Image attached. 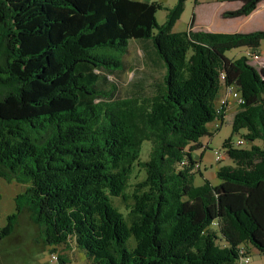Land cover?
<instances>
[{"label": "trees", "instance_id": "obj_1", "mask_svg": "<svg viewBox=\"0 0 264 264\" xmlns=\"http://www.w3.org/2000/svg\"><path fill=\"white\" fill-rule=\"evenodd\" d=\"M185 1L159 24L162 6L152 0H0V178L27 186L0 241L25 215L37 245H73L83 264H237L240 245L264 257V66L225 56L259 50L264 30H193V15L174 32ZM221 1L239 2L222 13L238 18L264 0ZM129 42L153 56V74L120 98L108 78L134 71ZM223 84L242 99L231 135L244 131L250 146L224 140L231 164L212 184L192 152L213 136L208 124L224 120L225 107L214 105ZM135 167L144 178L124 215L112 198L126 200Z\"/></svg>", "mask_w": 264, "mask_h": 264}, {"label": "rangeland", "instance_id": "obj_2", "mask_svg": "<svg viewBox=\"0 0 264 264\" xmlns=\"http://www.w3.org/2000/svg\"><path fill=\"white\" fill-rule=\"evenodd\" d=\"M137 1H148V0H137ZM161 4L162 8L157 11L156 19L159 24H163L166 20L167 9H170L175 4L176 0H152ZM240 6L239 2H228L221 0H186L184 11L180 18L177 20L173 27L174 32L184 31L188 28L191 18L194 15V23L192 26L193 30H203L208 32H251L264 30V1L259 3L256 9L248 16L238 17V18H223L222 13L225 11H233ZM129 51L125 56V60L128 63L129 68L133 69L126 70L123 72H116L111 74L108 79L116 83L119 87L118 97L123 98L126 96H134L132 93L134 91L133 84L138 80H142L148 83V79H143L146 76L152 75L153 70L151 68L150 58L153 56L148 53V50L139 51L138 45L134 42H129ZM247 52L256 53L260 56L261 65L249 62L250 65L255 67L257 70L264 66V41L261 43L259 50L251 51L249 49H232L225 53V56L229 59H236L240 56H244ZM155 56V55H154ZM160 65L162 63L160 62ZM162 67L155 68V76L160 77L162 73ZM144 70V73L142 71ZM165 67L163 66V72ZM219 91L223 95L224 90L221 87ZM144 92L148 91L145 87ZM144 95V94H143ZM218 98L217 101H220ZM236 101L232 98L227 100ZM219 102L217 103V108H219ZM225 106V118L220 125V122L214 121L208 124V129L212 132V138L210 139L207 153L211 155V159L206 158L204 160L203 167L199 162V169L206 171L205 175L209 178L213 184H218V180L215 177L214 172L218 167L222 165H229L230 160L225 155V150L222 149V143L227 138L231 137V140L235 141L240 136L244 134V131L240 134L231 135V122L232 117L237 110L236 107L232 105L227 108ZM227 110V111H226ZM218 129V131H216ZM204 139V138H203ZM207 141L204 139V142ZM259 143L260 142H256ZM250 144H246L241 148H247ZM150 149V142L145 141L141 147L140 159L146 160L148 157ZM206 149V148H204ZM219 150L223 156L220 163H216L213 159L214 151ZM197 151V150H196ZM195 151L192 152V154ZM144 178V172L138 168H134L131 178L129 180V186L125 190L126 200L122 198H112V205L116 207L124 215L127 214V208L131 205V191L132 185L141 181ZM202 178L196 174L194 177V185L198 186L202 184ZM27 186L23 184H18L15 182H7L0 178V230L6 225L7 216L11 215L15 211L14 197L25 190ZM17 234L15 233L11 238L6 241H0V264H52L50 261V255L56 254L60 257L73 256L74 261H70L71 264H81L79 260L85 258L83 253L75 248L73 245L61 246V248H55L53 251L49 246H40L33 241L35 236V229L26 219L25 215L19 219L17 226ZM212 228L216 229V225L213 224ZM220 246L224 244L221 241H217ZM133 242L130 241V246ZM243 250L249 255V264H264V257L255 248L250 245H244ZM71 255V256H70Z\"/></svg>", "mask_w": 264, "mask_h": 264}, {"label": "built area", "instance_id": "obj_3", "mask_svg": "<svg viewBox=\"0 0 264 264\" xmlns=\"http://www.w3.org/2000/svg\"><path fill=\"white\" fill-rule=\"evenodd\" d=\"M247 59H248V63H256L257 65H261V59L260 56L256 53H249L247 52L244 55ZM224 80V74L221 73L220 75V82L223 83ZM222 88L224 90L223 95L221 96V100L219 101V108L221 107H225L227 105V100L229 98H232L236 101L237 105H239L242 102V99L240 98V95L238 94V92L234 89V87H229V86H224V84L222 85ZM230 144L235 146V147H242L244 145L247 144V142L243 139V138H238L235 141H230ZM214 158L216 161L221 160L222 155L220 154V152L215 151L214 152ZM244 245H240L239 246V260L237 262V264H249V255L245 252V250H243ZM50 261L52 262V264H58V258L56 254H51L50 256Z\"/></svg>", "mask_w": 264, "mask_h": 264}, {"label": "crops", "instance_id": "obj_4", "mask_svg": "<svg viewBox=\"0 0 264 264\" xmlns=\"http://www.w3.org/2000/svg\"><path fill=\"white\" fill-rule=\"evenodd\" d=\"M221 93L219 92L218 94H217V96H216V99H215V102H214V105L217 107V103L219 102V101H217V99L218 98H221ZM228 106H227V108L229 107V106H233V107H236L237 108V105L234 103V101H229L228 102V104H227ZM227 111V110H226ZM236 111V110H235ZM224 118H225V116H224ZM210 131V130H209ZM212 133V132H211ZM205 140H207V141H205L204 142V139ZM202 139H201V144H202V148L201 149H199V150H197V151H195V153H193L192 154V157H193V159L195 160V161H198V163L200 162V164L203 166V167H205V169H206V166H204V160L206 159V158H208V159H211L212 157H211V155H209L206 151H207V149H209L210 148V146H209V142H210V139L212 138V137H203ZM210 138V139H209ZM206 147V149H204ZM213 159H214V156H213ZM230 164H231V161H230ZM200 171H201V173H202V175L204 176V178H206V179H208L209 180V178L205 175V173H206V171H202L201 169H200ZM214 174H215V172H214ZM211 182V181H210ZM212 183V182H211ZM213 184V183H212ZM58 248H61V246H58ZM71 256V255H70ZM73 256H71V257H68L67 259L65 258V257H62V259H63V261H64V264H71L70 263V261H74L73 260V258H72ZM82 258H84V255H83V257ZM80 262H81V264H83L84 263V259H82V260H79ZM74 264V263H73Z\"/></svg>", "mask_w": 264, "mask_h": 264}, {"label": "clouds", "instance_id": "obj_5", "mask_svg": "<svg viewBox=\"0 0 264 264\" xmlns=\"http://www.w3.org/2000/svg\"><path fill=\"white\" fill-rule=\"evenodd\" d=\"M221 90V89H220ZM238 106V105H237ZM240 138H241V136H240ZM230 141H233V140H230ZM243 147V146H242ZM239 148H241V147H239ZM54 254V253H53ZM51 256V255H50Z\"/></svg>", "mask_w": 264, "mask_h": 264}, {"label": "bare ground", "instance_id": "obj_6", "mask_svg": "<svg viewBox=\"0 0 264 264\" xmlns=\"http://www.w3.org/2000/svg\"><path fill=\"white\" fill-rule=\"evenodd\" d=\"M215 159V158H214ZM216 161V160H215Z\"/></svg>", "mask_w": 264, "mask_h": 264}]
</instances>
